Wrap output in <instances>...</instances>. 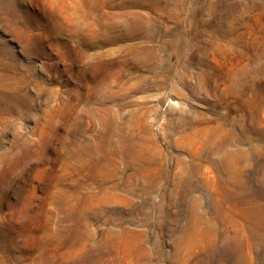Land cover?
<instances>
[{
    "label": "rangeland",
    "instance_id": "rangeland-1",
    "mask_svg": "<svg viewBox=\"0 0 264 264\" xmlns=\"http://www.w3.org/2000/svg\"><path fill=\"white\" fill-rule=\"evenodd\" d=\"M125 1L0 0V264H264V0Z\"/></svg>",
    "mask_w": 264,
    "mask_h": 264
},
{
    "label": "bare ground",
    "instance_id": "bare-ground-1",
    "mask_svg": "<svg viewBox=\"0 0 264 264\" xmlns=\"http://www.w3.org/2000/svg\"><path fill=\"white\" fill-rule=\"evenodd\" d=\"M158 4H160L158 0H127L125 1L124 4L121 5L118 11H115L113 13L112 15L113 22L107 24L103 23L101 18H96L93 14L86 13L81 16L83 18L82 20L83 24L86 26L85 28L94 27L97 30V32L104 31V33L101 36L104 38L103 41L118 40L123 37L128 39H135V38L149 39V38H153L155 34L154 30L150 28L149 20H146V16L140 14L139 12L138 13L134 12L131 8L132 7L141 8L145 6L156 7ZM122 21L123 23H125L126 30L110 39V36L106 33L112 29H116L117 27H119L118 24ZM85 28L83 27L82 30ZM172 42L173 40L166 39L163 41V44L168 46V45H172ZM144 54L145 55L142 57V59L148 60L151 63L152 66L151 68L159 67L162 69V74H163L162 78L155 80L154 86L160 89L164 88L165 85L169 82L168 81L169 75L174 70L175 66L169 61L165 62L164 64L158 62V57L154 49L153 50L147 49V51H145ZM143 60L140 61L143 62ZM113 73L114 72L112 71L108 72L107 75L105 76L106 79L111 78L113 76ZM177 103H179V101ZM180 105L184 106V102L178 104V106Z\"/></svg>",
    "mask_w": 264,
    "mask_h": 264
}]
</instances>
